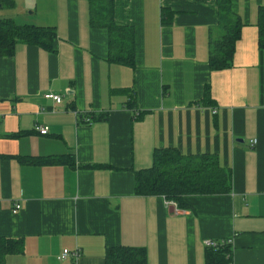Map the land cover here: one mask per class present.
Returning a JSON list of instances; mask_svg holds the SVG:
<instances>
[{
	"label": "crops",
	"instance_id": "0c3cea01",
	"mask_svg": "<svg viewBox=\"0 0 264 264\" xmlns=\"http://www.w3.org/2000/svg\"><path fill=\"white\" fill-rule=\"evenodd\" d=\"M229 1L241 37L216 71L221 0H114L133 67L111 60L87 0H23L16 24L56 38L0 57V238L24 244L5 264H107L119 247L147 264H207V240L231 241V264H264V0ZM165 150L213 156L231 192L186 196L185 208L137 195V174Z\"/></svg>",
	"mask_w": 264,
	"mask_h": 264
},
{
	"label": "trees",
	"instance_id": "16d2710c",
	"mask_svg": "<svg viewBox=\"0 0 264 264\" xmlns=\"http://www.w3.org/2000/svg\"><path fill=\"white\" fill-rule=\"evenodd\" d=\"M90 5L91 23L109 31L111 60L134 66L133 31L117 26L114 21V0H87ZM3 7L13 8L14 0H1ZM220 26L225 35L211 42V69L219 71L232 65L236 44L241 37L242 24L233 13L229 0H221ZM259 44L264 49V8L260 12ZM56 38L52 28L19 26L12 19L0 20V57L12 55L18 43L52 49ZM232 189L230 172L222 169L213 156L184 157L178 152L165 150L155 154L151 169L136 176V193L139 196H163L179 208H185L189 195H221ZM207 264H231V247L208 248ZM24 252L21 240L0 238V264L6 258ZM107 264H147L146 253L138 248H111L106 253Z\"/></svg>",
	"mask_w": 264,
	"mask_h": 264
},
{
	"label": "built area",
	"instance_id": "2783aa9c",
	"mask_svg": "<svg viewBox=\"0 0 264 264\" xmlns=\"http://www.w3.org/2000/svg\"><path fill=\"white\" fill-rule=\"evenodd\" d=\"M45 99L49 100V101H53L56 104H61L63 101V97L60 95H55L53 93H47L45 94ZM91 122V120L89 119L88 122ZM37 131L41 134V135H47L49 133V128L47 127H37ZM171 205H175L174 203H170ZM21 209L20 205H16L15 209H14V213H17L19 210ZM205 245L207 248L210 249H219L225 245H231V241H213V240H207L205 242ZM78 253H75L74 255L77 256ZM69 255L68 251H64L63 255L61 256V259H66Z\"/></svg>",
	"mask_w": 264,
	"mask_h": 264
},
{
	"label": "rangeland",
	"instance_id": "374dc122",
	"mask_svg": "<svg viewBox=\"0 0 264 264\" xmlns=\"http://www.w3.org/2000/svg\"><path fill=\"white\" fill-rule=\"evenodd\" d=\"M15 2L18 5V7H16L17 9H13L12 10L11 8L3 7L2 9H0V18H6V17H10L11 18L12 17V19H14V21L15 20L16 21L17 20L18 21H22V19H24L25 16L28 17L26 14L23 15V12H21V9H20L22 6L24 7V5H26V4H24L23 0H15ZM0 7H2L1 4H0ZM17 12H19L20 15H18ZM31 12H32V10H28L27 14L30 16Z\"/></svg>",
	"mask_w": 264,
	"mask_h": 264
}]
</instances>
